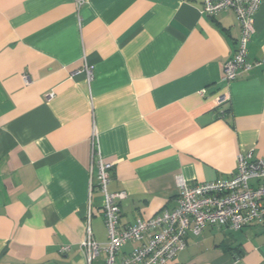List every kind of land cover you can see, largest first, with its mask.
Returning <instances> with one entry per match:
<instances>
[{
  "label": "crops",
  "instance_id": "1",
  "mask_svg": "<svg viewBox=\"0 0 264 264\" xmlns=\"http://www.w3.org/2000/svg\"><path fill=\"white\" fill-rule=\"evenodd\" d=\"M202 2L0 0V264H105L80 246L87 226L107 241L100 161L126 193L124 228L176 207V175L225 179L239 153L264 158V0L258 64L231 81L240 25ZM166 264H264V223L188 232Z\"/></svg>",
  "mask_w": 264,
  "mask_h": 264
},
{
  "label": "built area",
  "instance_id": "2",
  "mask_svg": "<svg viewBox=\"0 0 264 264\" xmlns=\"http://www.w3.org/2000/svg\"><path fill=\"white\" fill-rule=\"evenodd\" d=\"M263 0H203L201 12L215 15L230 9L240 25V36L234 55L224 64L225 79L231 81L240 71H248L254 64L247 60V43L254 32L253 17ZM84 0H76L80 5ZM91 77L88 66L84 68ZM51 94H49L50 96ZM226 100L221 95L219 102ZM111 163L98 164L97 189L103 195L102 211L107 241L96 242L87 226L81 241L87 261L105 253V264H166L184 249L186 235L199 234L207 225L238 230L255 221L264 223V158L252 150L237 155L234 173L225 179L190 182L176 175L177 205L133 224L119 228L120 211L117 201L125 191L109 192ZM256 181V186L251 185ZM140 244L128 254L118 256L127 242ZM68 247H65L67 249Z\"/></svg>",
  "mask_w": 264,
  "mask_h": 264
}]
</instances>
